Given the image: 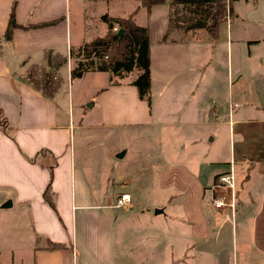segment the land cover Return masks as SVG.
<instances>
[{"label": "crops", "instance_id": "crops-1", "mask_svg": "<svg viewBox=\"0 0 264 264\" xmlns=\"http://www.w3.org/2000/svg\"><path fill=\"white\" fill-rule=\"evenodd\" d=\"M82 2L0 0V113L5 122L4 129L0 127V194L3 196L0 208H15L20 212L19 216L26 218L32 238L23 250L28 254L27 260L23 263L12 257L9 264H116L115 260H119V264H190L192 254L201 258L202 244L207 243L210 226L199 201L205 193L209 199L213 180L227 172L232 164L216 163L214 159L219 142L218 128L228 126L230 129L234 124L250 123L242 119L247 114L240 111L243 103H238L236 109L231 107L233 82L229 86L226 79L228 107L216 106V84L207 74L212 64L210 53H201L205 41L197 37L200 30L194 34L170 32L162 42L167 28V5L152 6L146 12L142 8L134 10L138 5L135 0L120 2L125 6L128 2L136 4L133 24L147 33L149 104L137 98L130 82L107 84L105 88H95L86 98L76 100L80 88L73 94L74 79L70 71L75 60L69 53L89 40L84 39V24L76 12L72 26L70 11L71 7L79 10ZM11 10L15 24L29 29L16 28L11 39L5 42L2 35ZM120 17L109 15V18ZM46 23L51 25L40 27ZM246 42L251 44L258 39ZM240 64L233 68L235 81L244 75ZM29 72L43 79L50 74V95L46 96L34 85L35 81L27 79ZM87 75L90 79L104 76L106 80L107 77L95 72ZM76 79L82 86V75ZM241 91L240 85L234 96L240 98ZM95 95L92 105L97 108L98 118L93 126L85 127L81 124L86 113L84 107ZM256 109L264 112L261 106ZM230 115H236L237 121H230ZM252 123L262 125L263 129L261 149L253 159L247 158L253 167L255 159L264 160V118ZM75 130L81 131L75 142L78 150L86 149L97 139L106 149V155L112 151L118 153L119 148L125 147L121 138L126 133L133 135L137 144L133 147L161 145L164 165L179 166L170 170V176L181 173L183 184L177 186L180 194L195 195L198 205L190 210L178 209L169 216L171 224L166 227V241L160 237L148 238L119 247L121 252L115 259L113 222L107 215V211L115 207L103 204V193L93 189L86 180L75 182L76 148L71 144ZM86 131L91 133L85 134ZM142 134L145 141L137 143L138 135ZM213 166L224 169L212 174ZM231 167L236 180L235 212L241 224L249 219V212H245L246 217L241 213L252 205V192H262L264 211V177L253 186V170L239 176L240 170L233 164ZM205 170L209 175L201 181ZM7 203L9 206L3 207ZM192 213L193 221L183 220V216ZM48 242L61 248L48 250ZM160 246L163 247L161 252Z\"/></svg>", "mask_w": 264, "mask_h": 264}, {"label": "rangeland", "instance_id": "rangeland-1", "mask_svg": "<svg viewBox=\"0 0 264 264\" xmlns=\"http://www.w3.org/2000/svg\"><path fill=\"white\" fill-rule=\"evenodd\" d=\"M82 1L79 10L76 11L74 7H71L70 13L73 19L72 26L75 24L74 18L78 13L79 19L84 24L85 40H90L93 36L102 37L106 30L105 18H109L111 14L125 18L133 12L136 5L128 2L125 6L120 0ZM230 8V16L218 26L213 35L200 30L197 37L205 41L201 53H210L212 64L207 74L211 75L212 81L216 84L214 85L216 106L220 105L223 109L228 107L227 79L229 86L233 82L230 89L231 107L236 109L238 103H243L240 105V111H245L247 114L242 119L250 123L234 124L230 129L228 126L218 128L217 141L219 142L214 159L216 163H232L240 170L239 176L249 173L250 169L253 170L254 179L251 185L257 186L263 181L264 160L255 159L252 167V163L247 158L256 156L257 151L261 149L260 136L263 132L262 125L252 122L264 118V112L256 109L257 106L264 109V1L233 0ZM253 39H258V42L251 44L246 42ZM239 62L244 75L235 81L233 68ZM136 72L133 70L120 79L107 73L106 80L104 76L90 79L87 77L88 73H82L80 74L83 79L82 86L77 83L79 80L76 77L80 78L77 74L73 78L71 90L75 94L77 88H80L78 92L81 96L78 94L76 100L80 97L86 98L92 91L94 92L95 88H105L107 84L131 82ZM27 79L35 81L38 87L43 85L41 83L43 78H38L34 72H29ZM240 85L242 86L241 97L237 98L236 90ZM95 98L96 95L84 107L86 113L81 124L86 125L85 127L93 126L98 118L97 108L92 105ZM229 119L237 121L238 118L236 115H230ZM79 132L75 130L71 137L72 145L77 141ZM89 133L91 132H85V134ZM121 139L125 147L119 148L118 153L112 151L111 154L106 155V149H103V145L95 139L84 150H78L79 146L76 143L73 156L75 182L86 180L93 189L101 191L105 200L103 204L114 205L115 198L121 193L126 192L131 197L129 208L111 207L107 211L109 219L113 222L112 239L115 259L121 252L119 247H127L148 238L160 237L166 241L168 236L166 227L171 224L169 216L178 209L190 210L198 205L194 201L195 195L180 194L177 186L183 184L181 173L175 172L173 177L170 176V170L179 166L164 165V158L160 155L161 145L133 147L137 144L134 142L133 135L130 137L128 133ZM144 141L143 134L138 135L137 143ZM119 155L123 156L118 157ZM173 160L176 161L177 157ZM220 169L224 168L213 166L210 170L212 174H216L220 172ZM205 172L202 173L201 181L209 175L207 170ZM251 195L253 196L252 205L246 206L244 213H241L246 217L245 212L247 214L249 212L247 216L249 219H244V222L240 224L237 212L234 213L235 217L232 220L227 213L210 211L212 209L210 201L207 194H204L199 203L202 206L204 218L210 225L207 228L208 238L207 243L202 244L201 258H196L195 254H192L190 264H264V211L260 197L262 192L258 190ZM2 197L0 194V200ZM19 215L20 212L15 208L12 210L0 208V264H9L12 257L20 259L23 263L28 258V254L23 250L32 238L29 236L30 229L26 218ZM191 215L193 213L186 214L183 220L193 221ZM159 250L163 251V247L160 246ZM118 262L119 260H115L116 264H119Z\"/></svg>", "mask_w": 264, "mask_h": 264}, {"label": "trees", "instance_id": "trees-1", "mask_svg": "<svg viewBox=\"0 0 264 264\" xmlns=\"http://www.w3.org/2000/svg\"><path fill=\"white\" fill-rule=\"evenodd\" d=\"M134 1V0H133ZM138 2L134 9L142 8L149 12L152 6L167 5L168 17L167 28L162 42H165L170 32L181 34H194L203 30L211 35L215 33L218 26L230 16V4L233 0H135ZM135 12V11H134ZM8 21L2 39L8 42L11 34L16 28L27 30L29 27H19L14 22L12 10L9 12ZM133 15L125 18H105L107 30L102 37H93L82 44L76 51H70L69 57L75 60V66L70 71L71 78L82 73H111L112 76L120 79L123 75L137 71L135 78L130 85L135 89L139 100L149 104V55L146 30L133 24ZM41 25L40 27H46ZM116 29V31H113ZM122 30L120 36L117 32ZM42 92L48 96L52 92L50 74L42 80ZM34 85L36 87L37 83ZM0 127L4 129L5 122L1 119ZM48 189V186L47 188ZM45 189V191H46ZM47 192V191H46ZM46 192L44 194H46ZM45 196V195H44ZM56 243H47V249H59Z\"/></svg>", "mask_w": 264, "mask_h": 264}, {"label": "built area", "instance_id": "built-area-1", "mask_svg": "<svg viewBox=\"0 0 264 264\" xmlns=\"http://www.w3.org/2000/svg\"><path fill=\"white\" fill-rule=\"evenodd\" d=\"M113 31H116L115 29ZM236 180L235 173L232 167L229 166L228 171L218 175L209 189V201L213 211L219 213H227L233 220L235 215L236 200ZM129 197L127 194L119 195L115 201L113 207L124 208L128 204Z\"/></svg>", "mask_w": 264, "mask_h": 264}, {"label": "water", "instance_id": "water-1", "mask_svg": "<svg viewBox=\"0 0 264 264\" xmlns=\"http://www.w3.org/2000/svg\"><path fill=\"white\" fill-rule=\"evenodd\" d=\"M121 34H122V30L120 29V31L117 32V35L120 36ZM78 76H80V74H78ZM118 157H121V155H119ZM7 206H9V203H7L6 205H4L3 207H7Z\"/></svg>", "mask_w": 264, "mask_h": 264}]
</instances>
